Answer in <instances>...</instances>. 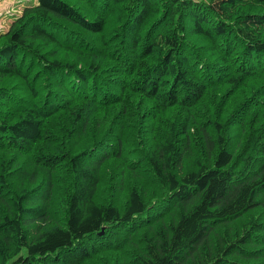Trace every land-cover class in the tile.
I'll use <instances>...</instances> for the list:
<instances>
[{
    "label": "trees",
    "instance_id": "trees-1",
    "mask_svg": "<svg viewBox=\"0 0 264 264\" xmlns=\"http://www.w3.org/2000/svg\"><path fill=\"white\" fill-rule=\"evenodd\" d=\"M0 264H264V0L25 5Z\"/></svg>",
    "mask_w": 264,
    "mask_h": 264
},
{
    "label": "rangeland",
    "instance_id": "rangeland-1",
    "mask_svg": "<svg viewBox=\"0 0 264 264\" xmlns=\"http://www.w3.org/2000/svg\"><path fill=\"white\" fill-rule=\"evenodd\" d=\"M36 2L37 0H0V32L8 28L10 22L20 13L25 5Z\"/></svg>",
    "mask_w": 264,
    "mask_h": 264
}]
</instances>
